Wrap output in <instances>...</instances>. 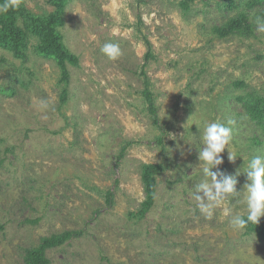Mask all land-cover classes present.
I'll use <instances>...</instances> for the list:
<instances>
[{"label":"rangeland","instance_id":"374dc122","mask_svg":"<svg viewBox=\"0 0 264 264\" xmlns=\"http://www.w3.org/2000/svg\"><path fill=\"white\" fill-rule=\"evenodd\" d=\"M18 3L43 17L58 7ZM60 11L64 57L42 52L34 34L26 58L0 43V264H25L27 248L64 231L81 235L48 250L52 264H264V241L233 231L224 215H246L242 197L212 219L192 198L206 123L235 121L237 158L226 148L219 168L238 191L248 182L245 160L264 155V133L238 99L264 94V33L255 24L264 1L66 0ZM242 12L250 35L215 32ZM106 43L122 55L108 59ZM149 164L164 170L143 213Z\"/></svg>","mask_w":264,"mask_h":264},{"label":"trees","instance_id":"16d2710c","mask_svg":"<svg viewBox=\"0 0 264 264\" xmlns=\"http://www.w3.org/2000/svg\"><path fill=\"white\" fill-rule=\"evenodd\" d=\"M57 7V11L53 14L42 16L31 12L23 4L18 3L17 7L11 8L6 13H0V43L7 47L13 48V52L26 58V55L21 52L25 45L29 34L38 35L42 39L40 49L42 52L50 55H66L59 40L61 37L56 33L55 24L60 23V16L62 11L60 8L64 6L66 0H51ZM264 1V0H263ZM4 0H0L3 3ZM57 15V17H56ZM248 16L245 12L230 18L221 27H217L215 32L219 36H226L228 34H251V24L247 22ZM149 44L148 40L146 39ZM150 47V44H149ZM152 56L149 49L146 54V59ZM74 64L78 63L76 57H70ZM144 74V71L142 73ZM143 96L146 100L148 111L153 116L157 117V107L155 105V97L150 89V80L147 76L144 78ZM238 84V83H237ZM242 84V82H241ZM243 107L246 110L248 118L254 123L258 130L264 133V94L255 90L253 92H246L238 97ZM158 143H163L162 136L157 138ZM126 148V147H125ZM123 148V151L124 149ZM161 165L149 164L145 165L142 170V180L144 184V191L146 200L143 203L142 212H148L154 205L156 198L157 175L163 171ZM108 202H112V193H108ZM246 232L255 234L261 241H264V217H261L259 224H249ZM81 235V232L64 231L50 236L42 237L37 246L27 248L24 254L25 264H52L48 257V250L60 246L65 242L70 241L74 237Z\"/></svg>","mask_w":264,"mask_h":264},{"label":"clouds","instance_id":"9594fccd","mask_svg":"<svg viewBox=\"0 0 264 264\" xmlns=\"http://www.w3.org/2000/svg\"><path fill=\"white\" fill-rule=\"evenodd\" d=\"M18 6V0H4L0 3V13H6L11 8ZM256 31L264 33V16L255 18ZM100 51L110 60H116L121 55V49L117 44L106 43ZM235 123L231 118L225 121L206 123L201 140L203 147L199 148L198 168L203 179L196 183L192 198L195 207L207 219H212L216 210L225 205L229 198H241L246 206V215L231 214L225 209L224 215L230 217L228 224L233 231L241 232L247 229L249 224L257 225L261 217H264V155H254L245 160L248 182L242 190H237V179L233 175L225 174L219 166L224 163L222 153L227 148L228 159L235 162L237 156L231 151L233 141V128ZM243 157V156H242ZM216 169V171H213ZM239 175V173H237Z\"/></svg>","mask_w":264,"mask_h":264}]
</instances>
